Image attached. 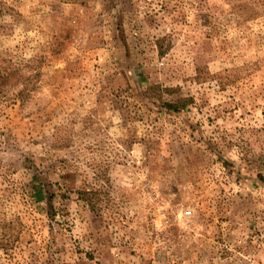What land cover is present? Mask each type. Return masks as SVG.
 <instances>
[{"label": "rangeland", "instance_id": "374dc122", "mask_svg": "<svg viewBox=\"0 0 264 264\" xmlns=\"http://www.w3.org/2000/svg\"><path fill=\"white\" fill-rule=\"evenodd\" d=\"M0 264H264V0H0Z\"/></svg>", "mask_w": 264, "mask_h": 264}, {"label": "trees", "instance_id": "16d2710c", "mask_svg": "<svg viewBox=\"0 0 264 264\" xmlns=\"http://www.w3.org/2000/svg\"><path fill=\"white\" fill-rule=\"evenodd\" d=\"M187 104H188L187 99H178L177 101L174 102L165 103L164 106L169 111L178 112L179 110H182Z\"/></svg>", "mask_w": 264, "mask_h": 264}, {"label": "built area", "instance_id": "2783aa9c", "mask_svg": "<svg viewBox=\"0 0 264 264\" xmlns=\"http://www.w3.org/2000/svg\"><path fill=\"white\" fill-rule=\"evenodd\" d=\"M185 215H191V211H187V212H185Z\"/></svg>", "mask_w": 264, "mask_h": 264}]
</instances>
